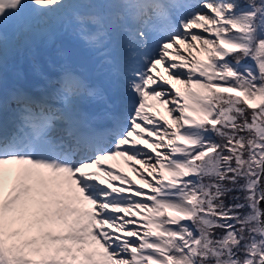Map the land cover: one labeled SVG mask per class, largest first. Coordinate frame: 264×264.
Segmentation results:
<instances>
[{
    "label": "snow or ice",
    "instance_id": "1",
    "mask_svg": "<svg viewBox=\"0 0 264 264\" xmlns=\"http://www.w3.org/2000/svg\"><path fill=\"white\" fill-rule=\"evenodd\" d=\"M262 203L264 0H0V264H264Z\"/></svg>",
    "mask_w": 264,
    "mask_h": 264
},
{
    "label": "rangeland",
    "instance_id": "2",
    "mask_svg": "<svg viewBox=\"0 0 264 264\" xmlns=\"http://www.w3.org/2000/svg\"><path fill=\"white\" fill-rule=\"evenodd\" d=\"M74 26V25H73ZM71 26L68 27L66 30H62L61 34H68L66 35L67 37H69L70 39H73V41L77 42L80 44V47L82 50H84L86 53H88L90 55V57L93 58L92 63L95 64V68L96 69H100V66L102 65V61L103 58L100 54V49L99 48H94L91 46V44L89 43V39L86 37H82L81 35H79L78 29L75 28V31L72 33L70 31ZM194 31H198V30H194ZM181 47L182 46H178ZM187 51L185 50V55H187ZM200 58H203L202 56H200ZM178 62V61H177ZM248 65V64H247ZM107 65L104 67V69L106 70ZM107 75V77H110L109 74L105 73ZM167 88L170 90V92L172 93V95H174V92H172V90L167 86L164 85V88ZM161 111V110H160ZM163 113V112H162ZM162 123V122H161ZM147 151V150H144ZM110 165H112V167L110 168L111 171H113L114 173H119L120 175H124L127 176L129 178V180L132 182V187L133 189L136 188H140L142 191L147 192L148 189L144 188L141 186L140 181L138 182L136 177L138 176L137 174L139 173V170L137 169V167H135L132 162H129V164H124V162L122 160H116L113 164L109 162ZM135 167L137 169V171H132V168ZM143 173L145 176H147V172L143 169ZM148 179L151 181V177H148ZM113 185L116 187H125L127 188L128 185L127 184H121L120 181H112ZM115 195V194H114ZM120 195L123 196H131L130 192H124V193H120ZM132 199H141L140 197H132ZM130 218H134V219H138V217H130ZM131 227V226H130Z\"/></svg>",
    "mask_w": 264,
    "mask_h": 264
},
{
    "label": "bare ground",
    "instance_id": "3",
    "mask_svg": "<svg viewBox=\"0 0 264 264\" xmlns=\"http://www.w3.org/2000/svg\"><path fill=\"white\" fill-rule=\"evenodd\" d=\"M181 71H186V70L181 69ZM10 76H11V73H10ZM97 77H99V75H98ZM101 82H102V81H101ZM165 89H166L167 91L170 92V90L167 89L166 87H165ZM170 94L172 95L171 92H170ZM160 112L162 113V112H163V109H161ZM117 160H119V158H117ZM114 162H115V161H110V163H112V164H113ZM132 164H133L135 167H137V169L139 170V173L137 174L138 176L136 177L137 181L139 182V181H140V173H143V168H142L140 165H138V164H134L133 162H132ZM101 186H104V185H101Z\"/></svg>",
    "mask_w": 264,
    "mask_h": 264
},
{
    "label": "trees",
    "instance_id": "4",
    "mask_svg": "<svg viewBox=\"0 0 264 264\" xmlns=\"http://www.w3.org/2000/svg\"><path fill=\"white\" fill-rule=\"evenodd\" d=\"M252 61V60H251ZM253 62V61H252ZM254 63V62H253ZM237 195H239V193H237ZM228 200H230V198H228ZM228 200H226V202H228Z\"/></svg>",
    "mask_w": 264,
    "mask_h": 264
},
{
    "label": "water",
    "instance_id": "5",
    "mask_svg": "<svg viewBox=\"0 0 264 264\" xmlns=\"http://www.w3.org/2000/svg\"><path fill=\"white\" fill-rule=\"evenodd\" d=\"M261 207L264 208V203H262Z\"/></svg>",
    "mask_w": 264,
    "mask_h": 264
}]
</instances>
